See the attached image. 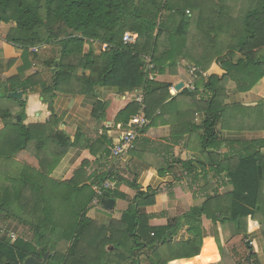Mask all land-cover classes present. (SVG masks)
<instances>
[{
  "label": "trees",
  "instance_id": "trees-1",
  "mask_svg": "<svg viewBox=\"0 0 264 264\" xmlns=\"http://www.w3.org/2000/svg\"><path fill=\"white\" fill-rule=\"evenodd\" d=\"M194 9L199 17L192 23L189 16ZM1 22L16 24L5 39L23 50L25 65L46 58L50 80L38 74L23 81L20 75L9 79L0 75V86L8 87L0 95L4 123L0 218L15 220L33 232L32 240L12 241L8 234H0V264H24L31 256L46 254L47 264H169L200 254L204 217L221 227L233 225L235 234L246 233L249 220L264 228V137L239 142L234 168L230 155L219 157L229 164L233 190L209 197L202 207L192 209L194 236L178 243L173 240L181 219L160 227L150 225L146 208L155 204L157 190L149 187L144 192L132 183L135 198L119 219L104 225L88 217L97 194L94 182H80L87 162L77 167L69 181L50 177L81 138L72 142L58 130L61 121L54 100L61 94H95L99 87L118 93L142 91L150 123L140 129L137 150L140 143L150 142L144 136L156 126L158 113L166 115L179 102L190 105L194 115L201 114V123H192L189 132L202 131L198 134L202 155H215L209 149L216 141L218 148L223 145V132L264 133V102L247 107L231 101V89L248 93L264 78V0H0ZM127 32L138 35L134 43L124 42ZM103 45L107 48L100 50ZM33 48H45L44 54L33 53ZM74 58L78 63H73ZM182 60L207 75L197 73L195 90L183 88L173 98V83L158 78L177 74ZM17 90L25 95L40 93L44 109L39 116H27L26 100L10 96ZM141 107L133 101L117 115L116 123L130 129ZM106 108V103L97 102L93 117L105 120ZM86 142L92 152L100 146L103 154H111L114 145L104 132ZM136 147L131 153H136ZM25 151L38 160L39 168L15 160ZM95 179L111 198L126 199L105 189L106 175ZM224 200L228 205L216 211L217 201Z\"/></svg>",
  "mask_w": 264,
  "mask_h": 264
},
{
  "label": "crops",
  "instance_id": "crops-1",
  "mask_svg": "<svg viewBox=\"0 0 264 264\" xmlns=\"http://www.w3.org/2000/svg\"><path fill=\"white\" fill-rule=\"evenodd\" d=\"M15 26L14 22L0 23V75L4 79L20 75L23 81L38 74L40 79L50 80L44 63L46 58L35 63L28 61L25 65L23 50L5 39ZM106 48V45L99 47L100 50ZM31 51L44 54L45 48H33ZM182 64L187 63L182 61L179 64L177 74L167 73L158 78L173 83L170 90L173 98L182 90L177 91V85L183 83V88H188L192 81L188 68H184ZM21 69H24L22 74H20ZM231 92V101L240 102L247 107H255L264 102V78L248 93H238L235 88L231 89ZM139 96H142L144 101L140 90L118 93L108 87H99L95 94L57 96L54 100V110L61 121L58 130L66 134L72 142L76 138L79 139V136L81 138L52 170L50 177L56 181H69L74 177L77 167L87 162L80 182L82 185H90L94 182L93 190H95L99 183L95 176L106 175V184L118 194L124 195L126 199L112 198L115 200V208L112 211L92 205L88 217L104 225L109 224L113 219H119L121 213L128 208L130 201L135 198L137 189L132 187V183L139 185V190L144 192L149 187L157 190L155 204L146 208V213L151 217L150 225L160 227L167 225L173 219H181V227L173 241L174 243L187 241L194 236L191 225L195 223V218L190 217L192 209L202 207L209 197H222L233 190L228 177L229 164L219 157L230 155L232 158L230 167L234 168L240 151L239 142L263 138L264 133L223 132L220 134V138L224 141L223 145L218 148L216 141L209 149L215 155L213 157L202 155L201 139L198 136L202 131L198 130V134L189 132L192 123L195 125L201 123V114L194 115L190 105L179 102L171 107L166 115L158 113L159 120L156 126L150 128L144 136L150 142L140 143L138 150L136 147V153L117 158L113 157L110 151L109 154H103L100 146H97L93 152L88 149L86 142L88 137L99 139L100 134L104 132L115 142L127 130L120 123H116L117 115L133 101L138 102ZM23 99L27 103V116H39L44 109L40 93L24 94ZM97 102H104L107 105L105 120H97L92 115ZM3 128L4 123L0 115V131ZM15 160L39 168L38 160L26 151L18 154ZM161 169L163 174L159 171ZM91 175L93 181L90 179ZM226 205L228 200L217 201L216 211L218 207ZM116 209H119L117 217L104 216L103 211L113 213ZM201 229L204 240L200 254L194 258L175 260L169 264H264V228H261L258 222L249 220L248 231L235 234L233 225L221 227L220 224H214L212 220L204 217L201 221ZM9 231L13 232V229ZM207 244L208 248H206ZM142 264L148 263L145 261Z\"/></svg>",
  "mask_w": 264,
  "mask_h": 264
},
{
  "label": "built area",
  "instance_id": "built-area-1",
  "mask_svg": "<svg viewBox=\"0 0 264 264\" xmlns=\"http://www.w3.org/2000/svg\"><path fill=\"white\" fill-rule=\"evenodd\" d=\"M137 37H138V35L127 32L124 35V42L125 43H134L136 41ZM35 51H37V49H35ZM197 73H200L203 76L207 75L206 73L202 72L198 68H195V67L191 68L189 70V74L192 77V81H191L190 85L188 86V88L191 90H195L194 82L197 78ZM137 101L142 105L141 111L139 114L132 117L133 126L130 129L125 130L116 139V141L114 142V145L111 147V154L114 157L121 158V157L128 156L131 153V151L134 150L136 147L137 139L141 135L140 129L146 127L150 123L144 114L145 105H144L143 97L142 96L137 97ZM108 188H111V186L106 184L105 189H108ZM95 191H96L97 197L94 200L93 204L98 205L100 199L102 197H104V193L106 191L100 187H96ZM0 234L1 235L8 234V236L12 239V241L17 240V238H18V236L14 232L7 231V229H1Z\"/></svg>",
  "mask_w": 264,
  "mask_h": 264
},
{
  "label": "rangeland",
  "instance_id": "rangeland-1",
  "mask_svg": "<svg viewBox=\"0 0 264 264\" xmlns=\"http://www.w3.org/2000/svg\"><path fill=\"white\" fill-rule=\"evenodd\" d=\"M199 17V12L197 10H193V13L189 16V19L192 23H194ZM89 48H86L85 47V52L88 51ZM183 61V60H182ZM185 62V61H184ZM73 63H78V60L77 58H74L73 59ZM186 63V62H185ZM183 65V64H182ZM184 68H188L187 70H190L191 68H193L195 65H192L190 64V66L188 64H184L183 65ZM189 66V67H188ZM196 68V67H195ZM47 82H49V78L46 79ZM8 90V87H4V86H0V95L1 97L4 96V94L7 92ZM2 100H0L1 102ZM31 153L34 152V145L31 146ZM99 206V205H98ZM104 213V216H106V218H112V217H117L118 214H119V209H116L113 213H110V212H105L103 211ZM7 227L9 229H13V232L18 236V237H24L25 239H28V240H32L33 239V232L32 230L28 227V226H25V225H22L20 223H18L17 221L15 220H5L0 218V229H7ZM8 229V231H9Z\"/></svg>",
  "mask_w": 264,
  "mask_h": 264
},
{
  "label": "water",
  "instance_id": "water-1",
  "mask_svg": "<svg viewBox=\"0 0 264 264\" xmlns=\"http://www.w3.org/2000/svg\"><path fill=\"white\" fill-rule=\"evenodd\" d=\"M184 84L180 83L179 85H177L176 90L180 91L181 89H183ZM23 92L21 91H15L13 93H10V96L12 98L21 100L23 99ZM18 120H20V117L18 116ZM101 206L106 209V210H114L115 208V200L111 198V193L110 192H105L104 193V197L101 200ZM47 260H48V254H46L43 258H40L39 256L35 255V256H31L28 259H26L24 264H47Z\"/></svg>",
  "mask_w": 264,
  "mask_h": 264
}]
</instances>
